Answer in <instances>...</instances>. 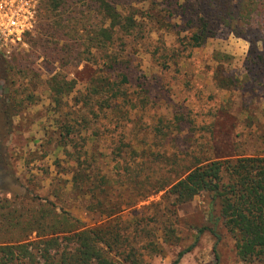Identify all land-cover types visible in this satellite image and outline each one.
<instances>
[{"label":"rangeland","instance_id":"rangeland-1","mask_svg":"<svg viewBox=\"0 0 264 264\" xmlns=\"http://www.w3.org/2000/svg\"><path fill=\"white\" fill-rule=\"evenodd\" d=\"M47 1L39 0L33 27L0 49V92L4 96L0 106L5 104L7 111L16 114L8 126L0 107V143L9 163L0 165V207L6 199L23 211L53 202L86 226L106 220L105 214L91 208L95 199L86 187L82 194L71 190L69 163L53 154L60 138V117L71 120L91 114L90 110L98 115L81 128L83 136L91 135L94 140L87 143L86 139L82 149L97 156L100 172L106 175H120L126 166L133 171L136 165L142 167L144 176L170 175L174 165L184 167L186 159L197 153L213 159L264 155V56L258 58V47L249 54V38L214 22H210V36L203 46L184 50L178 35L187 30L177 34L180 20L170 18L179 23L171 28L164 7L169 2L173 6L181 3L193 13L200 7L197 0H122L136 26L129 33L115 34L107 51L115 58L110 78L118 81L117 73L123 72L129 79L125 95L112 102L127 115L110 112L86 95L103 83L105 75L103 51L87 43V30L91 33L102 24L93 0H54L50 7ZM83 44H89L90 52L83 50ZM216 53L223 58L214 59ZM217 68L221 76L234 78L233 84L219 87L212 77ZM54 74L61 83L62 78L75 82L74 89L60 100L48 86ZM177 117L183 121H176ZM116 147L121 158L116 157ZM136 148L145 149L144 155L133 157ZM113 156L123 166L113 167ZM173 161L176 164L170 166ZM130 188L128 184L124 195L112 202L125 207L133 200ZM163 193L149 194L126 207L122 215L159 201ZM209 202L208 194H200L178 205L173 225L177 239L163 243L161 252L145 254V264H172L177 253L193 243L176 264H264L237 256L232 235L215 218L217 206L211 210ZM149 212L144 210V215ZM201 227L210 229L195 239ZM155 235L160 239V230ZM31 238L36 239L35 232Z\"/></svg>","mask_w":264,"mask_h":264},{"label":"trees","instance_id":"trees-1","mask_svg":"<svg viewBox=\"0 0 264 264\" xmlns=\"http://www.w3.org/2000/svg\"><path fill=\"white\" fill-rule=\"evenodd\" d=\"M53 2L48 0L47 6L50 7ZM197 4L200 7L193 13L181 3L173 6L169 2L164 7V16L169 20L170 27H179L178 22L170 21V18H175L181 23L176 33L187 30L185 35H178L179 44L184 50L203 46L210 36V22H214L237 36L249 38L252 45L249 54L257 52L258 47V58L262 59L264 0H197ZM92 7L102 19V24L91 33L87 30V43L103 51L102 72L105 75L101 78L103 83L92 87L86 95L97 99V104L109 108L110 112L127 115L126 110L123 111L112 102L125 95L129 79L123 72L117 73L118 81L110 78L115 70V58H111L107 50L113 43L114 35L129 33L136 26V20L133 13L128 11L129 7L125 9L122 0H93ZM149 16L150 20L155 19L154 15ZM256 35L257 39L250 38ZM89 44H83V50L90 52ZM220 56L216 53L213 58H223ZM212 77L222 88L234 82V78L229 75L221 76L218 68ZM57 79L58 74L52 75L48 86L54 98L60 100L74 89L75 82L62 78L61 83ZM28 96L24 99H28ZM3 98L0 92V101ZM24 99L21 98L17 104L21 106ZM0 107L4 122L9 126L11 116L16 114L7 111L8 106L5 104ZM89 112L91 114L71 117V120L60 117V138L55 141L53 154L57 160L61 158L69 163L71 190L82 194L86 187L95 199L91 208L105 214L106 220L86 226L68 210L55 207L53 202L23 211L13 207L11 201L6 199L5 206L0 207L5 209L0 212V264H145V254L161 252L163 243L172 244V238L177 239L173 227L176 207L200 194L210 196L211 210L217 206L215 218L220 219L232 235L237 256L244 261H264V155L213 159L197 153L186 159L188 163L184 167L174 165L176 161L169 163L170 166L174 165L169 170L170 175L144 176L142 167L138 165L133 171L126 166L120 175H106L100 172L99 167L102 165L97 156L82 149L86 139L87 143L89 139L94 140L91 135L83 136L81 128L82 124L88 127L91 118L95 119L98 115L95 110ZM133 112L139 114L137 109ZM182 118L177 117L175 120ZM154 127L155 130H161L158 125ZM176 127L179 128L178 125ZM115 151L116 157L121 158L120 148L116 147ZM132 151L133 157H138L144 155L145 149L139 151L136 148ZM111 160L115 162L113 167L123 166L115 161V156ZM0 165L9 166L1 143ZM128 184L133 200L125 207L120 205L122 203L112 202L119 195H124ZM160 190H164V193L159 201L151 202L141 209L133 208L126 217L122 215L126 207L134 206L139 200ZM148 209L151 212L144 215V210ZM209 229H197L195 239ZM159 230L160 239H157L155 233ZM33 232L36 239L31 238ZM64 241L66 245L62 244ZM193 244L179 251L172 264H176L184 253L191 250Z\"/></svg>","mask_w":264,"mask_h":264},{"label":"built area","instance_id":"built-area-1","mask_svg":"<svg viewBox=\"0 0 264 264\" xmlns=\"http://www.w3.org/2000/svg\"><path fill=\"white\" fill-rule=\"evenodd\" d=\"M38 5L39 0H0V49L33 27Z\"/></svg>","mask_w":264,"mask_h":264}]
</instances>
